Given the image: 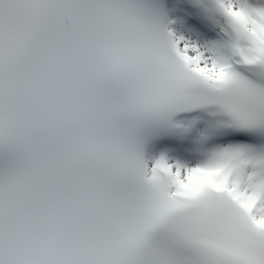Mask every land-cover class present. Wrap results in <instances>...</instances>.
Listing matches in <instances>:
<instances>
[{
    "label": "snow or ice",
    "instance_id": "6c2138e0",
    "mask_svg": "<svg viewBox=\"0 0 264 264\" xmlns=\"http://www.w3.org/2000/svg\"><path fill=\"white\" fill-rule=\"evenodd\" d=\"M0 264H264V0H0Z\"/></svg>",
    "mask_w": 264,
    "mask_h": 264
}]
</instances>
